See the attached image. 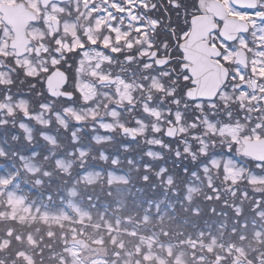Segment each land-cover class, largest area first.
Listing matches in <instances>:
<instances>
[{"label":"snow or ice","instance_id":"1","mask_svg":"<svg viewBox=\"0 0 264 264\" xmlns=\"http://www.w3.org/2000/svg\"><path fill=\"white\" fill-rule=\"evenodd\" d=\"M0 264H264V0H0Z\"/></svg>","mask_w":264,"mask_h":264},{"label":"rangeland","instance_id":"2","mask_svg":"<svg viewBox=\"0 0 264 264\" xmlns=\"http://www.w3.org/2000/svg\"><path fill=\"white\" fill-rule=\"evenodd\" d=\"M147 195H150V191L146 193Z\"/></svg>","mask_w":264,"mask_h":264},{"label":"flooded vegetation","instance_id":"3","mask_svg":"<svg viewBox=\"0 0 264 264\" xmlns=\"http://www.w3.org/2000/svg\"><path fill=\"white\" fill-rule=\"evenodd\" d=\"M21 91L23 92L24 90H23V89H21ZM113 147H115V146H113ZM145 147H147V146H145Z\"/></svg>","mask_w":264,"mask_h":264},{"label":"trees","instance_id":"4","mask_svg":"<svg viewBox=\"0 0 264 264\" xmlns=\"http://www.w3.org/2000/svg\"><path fill=\"white\" fill-rule=\"evenodd\" d=\"M130 155H134V153H130ZM170 165V164H169Z\"/></svg>","mask_w":264,"mask_h":264}]
</instances>
